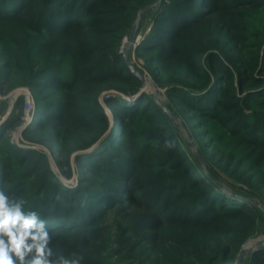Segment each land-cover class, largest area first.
I'll use <instances>...</instances> for the list:
<instances>
[{"label": "trees", "instance_id": "1", "mask_svg": "<svg viewBox=\"0 0 264 264\" xmlns=\"http://www.w3.org/2000/svg\"><path fill=\"white\" fill-rule=\"evenodd\" d=\"M146 1L0 0V89L31 90L40 119L23 136L79 180L68 188L40 152L11 144L12 116L0 126V189L46 222L56 257L235 264L264 231L254 198L264 204V0H167L149 13L132 53L166 89L178 127L122 53ZM248 256L264 264V247Z\"/></svg>", "mask_w": 264, "mask_h": 264}, {"label": "clouds", "instance_id": "2", "mask_svg": "<svg viewBox=\"0 0 264 264\" xmlns=\"http://www.w3.org/2000/svg\"><path fill=\"white\" fill-rule=\"evenodd\" d=\"M25 204L0 189V264H79L55 256L46 222Z\"/></svg>", "mask_w": 264, "mask_h": 264}, {"label": "rangeland", "instance_id": "3", "mask_svg": "<svg viewBox=\"0 0 264 264\" xmlns=\"http://www.w3.org/2000/svg\"><path fill=\"white\" fill-rule=\"evenodd\" d=\"M155 0H147L145 5L150 3V2H153ZM152 16L153 14H148L145 16L144 20H143V23H142V27H141V31H140V38H139V42L141 41V39L143 37L146 36V34L149 32L151 26H152ZM131 59H132V62L133 64L140 70L143 72V74L145 76H150L146 66H145V63L143 60L141 59H138L136 56H135V53H132L131 54ZM151 79L153 80V78L151 77ZM20 88H25V87H17L11 91H7V92H2L1 89H0V116L1 118H4L9 107L11 108L12 107V112L11 114L7 117L10 118L12 116H16L17 118H21L22 115H23V110H22V105L21 103L18 105L15 100L11 97V95L18 89ZM142 92H146L150 95H154L155 96V93L156 91L159 93L158 94V100L164 104V105H167L170 103V101L168 100V97L166 95V89L163 88V87H160L158 86L155 81L153 80V83L152 84H144V87L142 88L141 90ZM110 94L114 93V92H109ZM118 95H121L118 93ZM109 98V95L107 94H103V96L101 97V103L105 109V113L107 115V117L110 119V122H111V127L113 126V124L116 122V116L113 114V111L112 109H110L105 100ZM156 98V97H155ZM129 99H131V97H129ZM17 104V105H16ZM6 119V120H7ZM40 119V116L39 115H36V118H35V122H38V120ZM21 123V120L19 121V123H16L15 126H13L12 128H10V130H8L6 132V136L7 138H9V135L8 133H10L9 131L11 130H14L15 128H17L18 126H20L19 124ZM23 132L24 130L22 131L21 133V140H24L25 142L29 143L28 145H30L31 148H20V147H17V148H20V149H33V150H36L38 152H40L43 156H45L47 159H48V162H49V166L51 168V170L53 171V173L56 175V177L65 185L67 186L68 188H74L78 185L79 183V180H78V174L75 172L73 177L71 179H66L64 178L62 175H60V171H59V162H60V158L59 156H56L54 153H53V149L51 148V146L49 145H45V144H40V143H36V142H29L28 140H26V138L23 136ZM182 136L184 138H189V132H186V130H182ZM10 139V138H9ZM189 140L191 141V139L189 138ZM10 142H11V139H10ZM11 144H13L11 142ZM23 144V143H22ZM14 145V144H13ZM15 146V145H14ZM191 148H189L188 151H190ZM195 149L196 146H195ZM192 150V149H191ZM186 151V150H185ZM194 152V150H193ZM78 154V153H76ZM74 154L73 157L76 155ZM74 159H72L73 161ZM223 178L228 180L229 182L231 181L233 184H235V187L238 188L240 191H242L243 193H249V189L243 185V183L241 182H235L233 180H230L229 177L227 175H223ZM225 187L227 189H229L228 185L225 183L224 184ZM231 189V188H230ZM237 191V189H236ZM252 195V194H251ZM253 197V196H252ZM255 200L257 201L258 205L257 207L259 208V210L262 212V215L264 216V204H262L261 202V199L258 197V196H255L254 197ZM106 222H108L109 224L111 225H114L113 226V230H112V234H120V231L118 229V227L116 228V224H114L115 222H118V219L115 218V216L112 214V216H109L108 219L106 220ZM264 238V231H263V228L260 227L258 228V231L256 232V234L254 236H251L250 238H248L245 243L242 245L241 249L239 252L236 253V255L234 256V262L235 264H238L239 262V259H240V253L243 251V249H248L250 248L251 246H253L254 244H257L259 243L262 239ZM114 249V248H113ZM130 262V260H128L127 262L125 261L124 263H128ZM138 260H135L132 264H138L137 263ZM243 264H257L255 261H253L250 256H247L245 257L244 261H243Z\"/></svg>", "mask_w": 264, "mask_h": 264}, {"label": "water", "instance_id": "4", "mask_svg": "<svg viewBox=\"0 0 264 264\" xmlns=\"http://www.w3.org/2000/svg\"><path fill=\"white\" fill-rule=\"evenodd\" d=\"M167 0H155L153 2H150L146 4L145 6L141 7L137 13V16L133 22V25L128 33V35L125 37L123 41L122 46V53L124 55V60L128 68L130 69L131 73L139 78L144 84H152L153 80L149 76H145L132 62L131 59V53L135 51L139 45V38H140V31L142 27L143 20L146 15H148L151 11L155 10L156 8L163 5V3ZM158 92L156 91L155 97L158 100ZM162 109L165 111V113L168 115V117L173 122L174 126L178 127L180 123V119L177 115H175L167 106L161 104ZM31 125H29L27 128H29ZM26 128V129H27ZM193 149L197 155V158L202 166V168L206 170L205 163L201 159L200 155L196 151L195 147L193 146ZM207 173V172H206ZM215 181V180H214ZM220 187H222L218 182H216ZM264 247V238L257 244H254L248 249H243V251L240 253V259L238 264H243V261L245 257L253 253L254 251L258 250L259 248Z\"/></svg>", "mask_w": 264, "mask_h": 264}, {"label": "built area", "instance_id": "5", "mask_svg": "<svg viewBox=\"0 0 264 264\" xmlns=\"http://www.w3.org/2000/svg\"><path fill=\"white\" fill-rule=\"evenodd\" d=\"M11 97L15 100V102L18 99H22L23 101V115L21 117V123L19 124L17 128L14 130L9 131L8 133L9 138L11 139V142L20 148H31L29 143L25 142L24 140H21V133L23 130H25L29 125H33L35 118H36V103L33 96V93L28 88H20L16 90ZM12 107L8 109L6 115L4 118H1L0 116V126L6 121L7 117L11 114ZM23 143V144H22Z\"/></svg>", "mask_w": 264, "mask_h": 264}, {"label": "crops", "instance_id": "6", "mask_svg": "<svg viewBox=\"0 0 264 264\" xmlns=\"http://www.w3.org/2000/svg\"><path fill=\"white\" fill-rule=\"evenodd\" d=\"M10 108V107H9Z\"/></svg>", "mask_w": 264, "mask_h": 264}]
</instances>
